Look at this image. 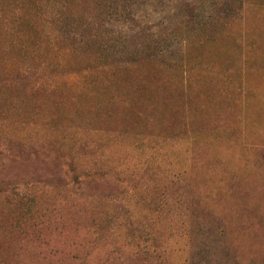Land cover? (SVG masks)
<instances>
[{
    "label": "rangeland",
    "instance_id": "rangeland-1",
    "mask_svg": "<svg viewBox=\"0 0 264 264\" xmlns=\"http://www.w3.org/2000/svg\"><path fill=\"white\" fill-rule=\"evenodd\" d=\"M0 264H264V0H0Z\"/></svg>",
    "mask_w": 264,
    "mask_h": 264
}]
</instances>
